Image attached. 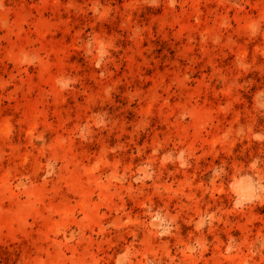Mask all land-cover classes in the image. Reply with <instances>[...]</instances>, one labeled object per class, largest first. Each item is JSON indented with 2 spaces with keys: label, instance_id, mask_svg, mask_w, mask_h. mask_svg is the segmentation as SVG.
I'll use <instances>...</instances> for the list:
<instances>
[{
  "label": "rangeland",
  "instance_id": "1",
  "mask_svg": "<svg viewBox=\"0 0 264 264\" xmlns=\"http://www.w3.org/2000/svg\"><path fill=\"white\" fill-rule=\"evenodd\" d=\"M0 264H264V0H0Z\"/></svg>",
  "mask_w": 264,
  "mask_h": 264
}]
</instances>
